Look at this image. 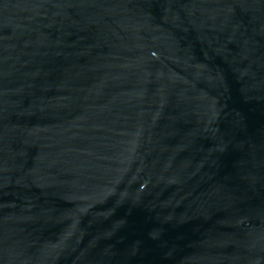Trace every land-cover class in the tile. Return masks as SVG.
Segmentation results:
<instances>
[{"label": "water", "instance_id": "95a60500", "mask_svg": "<svg viewBox=\"0 0 264 264\" xmlns=\"http://www.w3.org/2000/svg\"><path fill=\"white\" fill-rule=\"evenodd\" d=\"M0 264H264V0H0Z\"/></svg>", "mask_w": 264, "mask_h": 264}]
</instances>
